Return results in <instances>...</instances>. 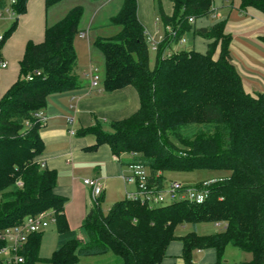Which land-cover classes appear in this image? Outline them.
I'll return each mask as SVG.
<instances>
[{
	"label": "trees",
	"instance_id": "obj_1",
	"mask_svg": "<svg viewBox=\"0 0 264 264\" xmlns=\"http://www.w3.org/2000/svg\"><path fill=\"white\" fill-rule=\"evenodd\" d=\"M61 0H46L48 7ZM241 8L264 13V0H240ZM28 0H14L15 15L26 11ZM160 2V0H157ZM214 0H174L172 15L158 6L159 19L170 26L158 43L150 66V37L137 16V0H123L110 19L119 30L97 37L93 44L104 57L103 87L113 91L132 86L139 109L112 121L111 130L100 126L84 129L93 134L96 148L106 143L121 165H142L149 183L162 189L167 170L216 168L228 170V178L213 184L201 204L187 200L149 205L126 197L113 203L107 213L100 201L89 211L83 228L96 236L80 240L69 229L66 198L55 192L57 172L35 157L44 150L42 126L34 113L42 110L48 96L80 87L74 70L73 44L84 12L81 5L45 30L40 43L29 41L20 61L18 80L0 99V230L21 224L29 215L52 210L59 243L50 264H80L82 257L113 254L112 264H161L169 244L182 242L184 264H193L192 251L213 248L221 256L228 245L248 251L249 264L264 260V91L247 94L232 62V36L225 21L195 32L210 40L204 53L194 49L167 52L194 29L190 21L213 12ZM8 6L0 0V11ZM17 18L1 36L13 32ZM217 58L214 53L217 47ZM39 70L40 74H34ZM33 74L32 79L26 75ZM184 154L179 151H188ZM21 183V184H20ZM201 221L224 222L221 231L203 236L196 231L176 235V228ZM43 231L29 234L23 264H35ZM4 241L0 239V248ZM0 264H4L0 262Z\"/></svg>",
	"mask_w": 264,
	"mask_h": 264
},
{
	"label": "crops",
	"instance_id": "obj_2",
	"mask_svg": "<svg viewBox=\"0 0 264 264\" xmlns=\"http://www.w3.org/2000/svg\"><path fill=\"white\" fill-rule=\"evenodd\" d=\"M111 1L105 0L98 5L96 14L98 15ZM137 2L138 19L149 37L159 43L166 30H170V26L165 28L160 21L158 6H161L166 14L172 15L174 0H160V2L137 0ZM240 3V0H214L213 12L206 17L191 21L194 29L182 37L185 41L179 40L174 43L167 52L183 50L179 49L178 45L189 42V39L192 40L189 49L201 53L206 52L210 40L195 31L211 27L224 20L226 23L225 32L232 36L230 43L232 62L242 78L245 92L256 97L264 91V13L254 7L242 9ZM56 4L48 7L46 0H28L24 13L19 15L13 13L8 18L3 17V14L0 15V17L2 16L0 18V37L17 18L15 29L0 46V99L19 78L20 61L24 56L27 43L29 41L42 42L46 28L63 18L67 13L59 17L57 12H52L51 10H55ZM115 14L108 16L109 24H111V17ZM103 26L104 23L97 22L95 25L91 24L90 27L87 25V28L97 38L101 36L100 31ZM81 33H85L83 37L88 36V32L84 30ZM92 48L89 41L87 49L89 64L84 70V75L90 81L82 82L79 79L80 87L48 96L46 106L42 109L48 119L39 129V134L44 142V150L35 157V160L42 166L57 172L55 192L66 198L64 214L69 229L76 232L77 237L83 241L96 236L94 229L83 228L84 219L95 206L92 189L84 183V178L101 180L103 185L99 198L101 206L103 204L111 206L126 198L128 194L135 192V186L125 181L124 175L128 172V168L121 165L110 146L103 143L92 148L91 146L96 143L95 135L82 134L81 132L95 125L105 131H110L112 121L126 118L140 107L138 93L130 85L106 91L103 87V76L97 86H92L90 72L91 69L97 70L93 65L94 48ZM219 52L220 47L218 46L214 53L215 58L218 57ZM74 72L78 77L77 72L75 70ZM68 117L73 118L72 123H68ZM71 129L74 130L73 133ZM42 231L41 243L45 238H48L51 249L56 250L59 243V232L55 222L50 223ZM213 250L217 254V251ZM106 256L82 257L80 264H112L117 260L111 253Z\"/></svg>",
	"mask_w": 264,
	"mask_h": 264
},
{
	"label": "rangeland",
	"instance_id": "obj_3",
	"mask_svg": "<svg viewBox=\"0 0 264 264\" xmlns=\"http://www.w3.org/2000/svg\"><path fill=\"white\" fill-rule=\"evenodd\" d=\"M8 6L4 10L0 11V14H3V17H9L13 14V10L11 8V2L13 0H7ZM105 0H61L54 7L55 10H51L52 12H57L59 17L63 16L67 10L81 5L84 8L83 15L79 22V31L75 34L73 44L77 56L75 71L78 74V79L82 82L90 81L84 75V70L88 67L89 59L87 55L88 42L90 41V45L92 44L93 54V65L97 68L96 74L98 77V81H101L104 76L105 65L104 58L101 54V51L96 48L93 44L96 37L93 36L91 31L87 28V25L90 27L91 24L95 25L97 22L104 23L103 29L100 31L101 36L107 37L119 30L117 25H111L108 22V16L110 14H115L121 4L122 0H112L110 4H107L99 14H96V7L100 5ZM51 12V13H52ZM97 15V16H96ZM96 16V17H95ZM58 17V18H59ZM2 18V16L0 17ZM84 30L88 32V36L83 37L81 35V31ZM88 38V39H87ZM184 42V41H183ZM192 40L189 39V42L185 44H179L178 48L189 49L191 46ZM155 63V51L150 49V66L153 67ZM257 97V96H256ZM188 151H179L184 154L188 153ZM230 175L228 170L216 169V168H194L190 170H167L164 173V178L166 184L171 183L173 181H180L188 186H194L198 183H201L204 180L211 179H226ZM99 202V201H98ZM110 206V205H109ZM109 206L103 204L101 209L104 213H107L109 210ZM224 222H213V221H201L196 223L195 225L191 223H186L184 225L178 226L176 228V235H184L190 231H196L197 234L203 236L213 235L216 232L221 231L224 227ZM54 228V227H51ZM55 230V229H53ZM55 251V250H54ZM53 249H51L50 241L48 238H45L43 243L40 245V259L35 264H50L48 262V258H50L53 254ZM182 255V244L179 240L172 241L167 249L166 257L163 259L161 264H184ZM106 256V255H105ZM110 257V256H106ZM252 261V255L248 251H244L239 249L236 246L228 245L221 256L215 254L213 249H195L192 251V262L193 264H249Z\"/></svg>",
	"mask_w": 264,
	"mask_h": 264
},
{
	"label": "built area",
	"instance_id": "obj_4",
	"mask_svg": "<svg viewBox=\"0 0 264 264\" xmlns=\"http://www.w3.org/2000/svg\"><path fill=\"white\" fill-rule=\"evenodd\" d=\"M190 21H193V19L191 18ZM81 35L83 36L85 33H81ZM181 41H185V39L183 38ZM157 47L158 42L150 38V49L156 51ZM3 66H5V64H3ZM34 74L39 75L40 71L35 70ZM32 77L33 74L26 75L27 79H32ZM90 77L92 86H97L99 81L96 69H91ZM34 118L41 125L45 124L48 119L43 110L36 111L34 113ZM67 121L68 123H72L73 118L68 117ZM71 132L73 133L74 130L71 129ZM124 179L127 183H131L135 186V192L128 194L127 197L140 198L142 202H146L151 206L180 200L201 204L206 201L210 187L222 181V179H207L194 186H188L180 181H173L166 184L162 189L157 190L156 187L149 183V174L146 168L140 164L129 166L128 172L124 175ZM83 181L91 187L93 201L97 204L103 190L101 180L98 178H84ZM54 222V212L52 210H45L27 216L21 224L0 230V239L4 241V245L0 248V262L4 264H23L25 257L22 254V250L28 240L29 234L41 231L49 226L50 223ZM262 264H264V260Z\"/></svg>",
	"mask_w": 264,
	"mask_h": 264
}]
</instances>
